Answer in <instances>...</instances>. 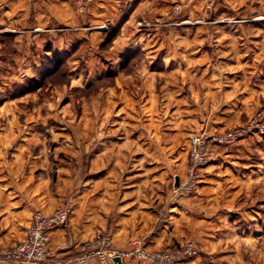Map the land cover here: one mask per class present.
I'll return each mask as SVG.
<instances>
[{
    "label": "rangeland",
    "instance_id": "obj_1",
    "mask_svg": "<svg viewBox=\"0 0 264 264\" xmlns=\"http://www.w3.org/2000/svg\"><path fill=\"white\" fill-rule=\"evenodd\" d=\"M151 1L131 20L109 26V45L64 53L58 68L41 72L43 59L39 68L17 69L12 82L10 71L0 69V124L14 125L12 136L35 127L33 139L23 138L31 144L17 162L18 182L21 173L31 174L53 192L68 191L67 203H74L72 194L96 183L92 169L105 167L92 166L100 155L92 126L102 137L117 118L113 135L121 150L113 151L126 158L113 166L131 176L162 174L148 190L170 193L171 203L218 220L192 227L190 215L180 213L176 246L192 241L216 264H264V34L257 44L240 33L237 27L252 26L228 0H180L155 15ZM129 41L137 47L117 51ZM231 133L236 141H219ZM195 138L207 141L212 160L187 194L176 187L189 179ZM128 141L130 148H122ZM152 141L159 143L151 148ZM133 246L149 249L138 240Z\"/></svg>",
    "mask_w": 264,
    "mask_h": 264
},
{
    "label": "crops",
    "instance_id": "obj_2",
    "mask_svg": "<svg viewBox=\"0 0 264 264\" xmlns=\"http://www.w3.org/2000/svg\"><path fill=\"white\" fill-rule=\"evenodd\" d=\"M81 1L78 3L75 0H0V69H7V73L10 71L7 76L8 82H12L14 75L18 77L17 69L24 66L39 68L45 56H52L55 51L60 53L90 51V49L93 51L95 47L107 41L110 27L116 28L120 23L131 20L146 3L145 0ZM176 1L180 0H152L150 12L154 15L163 13L166 11L165 8ZM133 2H135L134 7ZM228 2L235 12L252 26L249 30L246 25V27L241 25L237 30L254 37V42H259L261 38L257 36L264 34V0H228ZM190 13L196 15L194 12ZM255 46L260 48L258 45ZM136 47V43L129 41L117 51L122 53ZM102 100L105 101L104 97ZM116 120L118 119H112V123L107 124L106 130L109 134L102 136L104 140L101 144H99L102 138L98 134L99 127L92 126L91 133L97 137L94 145L98 143L95 146L100 154L93 159L92 166L103 164L105 167H98L99 170L96 171L92 169L91 176L95 178L97 175L95 178L97 181L87 191L81 190L74 195L71 193L74 203L68 224L51 232L49 248L58 258L70 259L78 256L82 245L104 232L112 235L113 248L118 251H132L136 240L142 241L152 250L171 249L181 243L177 232L182 219L180 213L190 215L186 222L192 227H195L196 222L197 224L203 222L204 225L201 226H205L206 223L218 221L208 214H202L204 211L200 209L171 203L170 193L163 194L162 190L153 188L148 190V186L156 184L155 180L161 178L162 174L143 172L131 176V173L120 172L113 166L126 158L124 155L123 157L114 155L113 148L119 145L116 143L119 141L113 135ZM13 126L0 124V245H14L23 241L33 213L41 211L45 215H51L67 204L70 194L68 191L53 192L46 182L35 183L31 174L21 173V184L18 182L17 162L28 152L31 144L23 138L33 139L35 127H30L27 131L17 126L19 131H27L28 134L23 132L21 136L17 134L12 136L10 133L13 132ZM37 126L38 133H42L45 123ZM18 130H14L15 133ZM129 143L131 142L123 143L122 148H127L126 146L130 148ZM158 143L152 141L149 146L153 148ZM94 145L92 144V147ZM141 145L143 151L148 148L147 143ZM104 151L107 152L102 154ZM123 153L125 150H122ZM111 165L113 168L110 167ZM124 179H126L124 184L127 185L121 183ZM174 179L177 186L179 176L174 175ZM132 183L134 185H129ZM23 187L25 189H22ZM108 264H143V262L135 257H127L122 261L118 259L110 261ZM187 264H200V262Z\"/></svg>",
    "mask_w": 264,
    "mask_h": 264
},
{
    "label": "built area",
    "instance_id": "obj_3",
    "mask_svg": "<svg viewBox=\"0 0 264 264\" xmlns=\"http://www.w3.org/2000/svg\"><path fill=\"white\" fill-rule=\"evenodd\" d=\"M81 2V0H75ZM237 134H229L222 138L221 143L236 141ZM194 152L190 160L189 179L179 184L176 189L190 194L197 185V173L199 169L210 163L211 156L206 150V140L192 139ZM72 201L55 210L51 215H45L41 211H35L23 241L14 245H0V264H91L100 262L108 264L110 261L123 260L135 257L143 264H187L203 259L200 264H216L210 257L202 258V253L196 243L189 241L167 250H149L142 246L133 251H118L113 248V238L109 233H99L91 241L85 244L81 253L70 259L58 258L50 251L51 232L55 228L68 224L72 214ZM207 257V259H206Z\"/></svg>",
    "mask_w": 264,
    "mask_h": 264
},
{
    "label": "trees",
    "instance_id": "obj_4",
    "mask_svg": "<svg viewBox=\"0 0 264 264\" xmlns=\"http://www.w3.org/2000/svg\"><path fill=\"white\" fill-rule=\"evenodd\" d=\"M113 39V36H110L106 41V45H109L113 41ZM64 59H66V55L64 53H60L58 51L53 52L52 56H47L44 58V64L41 72H43V69L47 68V66L54 65L57 68L62 66L64 64Z\"/></svg>",
    "mask_w": 264,
    "mask_h": 264
},
{
    "label": "water",
    "instance_id": "obj_5",
    "mask_svg": "<svg viewBox=\"0 0 264 264\" xmlns=\"http://www.w3.org/2000/svg\"><path fill=\"white\" fill-rule=\"evenodd\" d=\"M177 186H178V184H177Z\"/></svg>",
    "mask_w": 264,
    "mask_h": 264
}]
</instances>
